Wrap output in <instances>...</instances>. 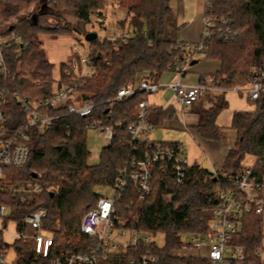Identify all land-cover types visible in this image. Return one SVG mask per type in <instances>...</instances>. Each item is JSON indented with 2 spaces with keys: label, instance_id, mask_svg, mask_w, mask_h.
Returning a JSON list of instances; mask_svg holds the SVG:
<instances>
[{
  "label": "trees",
  "instance_id": "1",
  "mask_svg": "<svg viewBox=\"0 0 264 264\" xmlns=\"http://www.w3.org/2000/svg\"><path fill=\"white\" fill-rule=\"evenodd\" d=\"M171 0H140L127 8L130 38L117 40V48L108 39L90 42L97 53L93 58L96 74L86 80L74 81L65 75V63L60 66V81L53 77L50 62L39 35L71 37L81 28L66 22L60 12H67L82 23V35L88 33L86 26L91 23L95 11L103 9V0H0V36L8 40L13 36L19 42H7L3 54L9 76H0V90L4 92L6 113L5 133L12 134L27 123L26 112L17 96L31 100H45L53 96L56 88L76 90L81 101L96 103L91 115L80 118L67 115L66 110L46 112L57 117L53 126L44 133L37 129L29 132V156L22 168H8L0 189V203L12 211L13 219L21 229L23 219L40 208L46 210L43 230L53 237V247L47 257L37 254L32 239L15 241L16 255L24 264H53L62 253L86 251L89 242L80 232L83 217L93 209L99 195L97 187H113L120 169L133 157H140L150 142H138L139 153L129 146L132 139L128 128L136 122L137 109L146 94L139 93L122 102H108L118 91L147 78L157 83L169 72L176 59L185 54V43L175 42L169 33L171 21ZM33 5L37 12L21 15ZM38 19L34 20V15ZM207 19L213 22L212 35H202V49L191 50L190 63L201 60H216L221 69L212 76L216 85L224 88L245 86L249 81L252 67L264 58V0H212L211 8L205 11ZM221 17L232 19L234 37L220 38ZM50 19L54 21H49ZM15 21H17L15 23ZM39 81L36 86L33 81ZM251 112H236L232 127L238 138L228 153L219 174L237 175L246 168L243 161L248 155L259 157L264 150V98L253 102ZM227 104L222 101L207 112L204 123L197 131L207 140H220L223 136L216 124L217 117ZM171 116L154 106L149 107L147 119L151 126H159ZM103 122L114 130L112 143L104 147L99 163L89 164L91 152L88 146L87 126ZM121 124L120 127H117ZM157 143V142H154ZM163 145L176 143L158 142ZM37 176L34 177L33 175ZM37 182L42 191L32 202L22 203L10 187L19 183ZM217 187H230L227 181L212 177V173L193 165L187 173L184 184L177 185L168 171L157 168L151 195L140 200L133 185L129 187L118 207L123 217L136 214L140 217L135 227L143 233L165 236V245L151 250L159 256V264H185L196 259L180 258L173 251L180 248L182 238L188 233H204L209 228L212 211L217 202L214 193ZM129 207V210H127ZM8 226L7 221L4 222ZM34 229H27V232ZM264 238L263 220L255 213L247 214L244 229L234 241L244 248V264H264L257 255ZM9 248V245H7ZM140 245L135 254L145 253ZM133 254V251H131ZM111 256L108 264L116 263ZM197 263L208 264L207 261Z\"/></svg>",
  "mask_w": 264,
  "mask_h": 264
},
{
  "label": "built area",
  "instance_id": "2",
  "mask_svg": "<svg viewBox=\"0 0 264 264\" xmlns=\"http://www.w3.org/2000/svg\"><path fill=\"white\" fill-rule=\"evenodd\" d=\"M206 10L211 8L212 0H205ZM17 21H15L16 23ZM219 24L224 28L219 30L220 38L229 39L237 33L231 28L232 19L221 17ZM213 22L205 16L204 37L212 35ZM130 38V30L127 29L122 34L108 39L117 48V40L126 42ZM104 39L101 40L103 43ZM7 42H19L14 36L4 40L0 36V76L5 78L10 72L6 66L3 54V46ZM185 54L178 58L175 64L169 68L170 72L179 76L176 82L161 85L148 80H140L138 83H131L121 88L117 95L108 102H122L134 97L136 94L146 95L157 94L161 87L170 89L182 109H188L194 104L205 99L210 93H238L246 95L252 102L264 98V58L262 62L251 68L249 81L245 86H235L224 88L216 85L214 81L202 82L197 85L184 84L181 78L187 72L193 59L191 50H201L203 44L185 43L182 45ZM73 58L65 65V75L74 81L86 80L96 74L93 58L97 53L96 48L88 49L87 54H83L81 46L75 44L72 47ZM60 79L57 81L59 82ZM33 84L40 85L35 80ZM22 109L26 112L27 123L12 134L5 133L6 113L4 107V92L0 90V189L5 178V170L8 168H22L29 156V132L37 129L38 133H44L53 126L57 117L47 114L46 110L65 109L67 115L86 118L93 112L96 103L93 101H81L76 90L66 88H56L53 96L45 100H31L28 97L17 96ZM149 105L146 100L139 103L137 109L136 122L129 126L131 135L129 146L139 153L138 142H150L147 149L141 152L140 157H133L119 170L116 183L113 187H97L95 193L99 195L96 206L91 209L82 219L80 232L88 239L89 245L86 251L62 253L53 264H108L113 256L117 262L113 264H159V256L155 254L151 247L157 246L152 236L138 230L140 217L136 214L123 217L118 204L133 185L139 195L140 200L147 199L153 191L155 171L160 168L169 171L173 181L177 185H182L187 179V173L192 166L183 146L163 145L149 140V136L154 132L155 127L148 123ZM118 124L117 127H120ZM95 132L104 138V147L111 145L114 130L110 126H104L103 122H95L87 126V134ZM256 158V157H255ZM212 177L227 181L230 187L215 191L214 197L217 202L212 211L209 228L204 233H188L182 238L180 248L173 251V255L185 258L196 259V261L185 264H201L197 261L205 260L208 264H244V248L237 244L234 239L244 229L245 217L247 214L255 213L258 216L264 215V150L256 158L251 166L244 169L237 175L227 176L219 174L218 168L212 171ZM13 194L20 197L22 203H30L31 199L42 191L41 184L37 182L22 183L9 188ZM111 191L112 194H108ZM8 207L0 203V264H24L17 255L12 262H7L9 248L4 241V234L7 233L8 226L5 225V218ZM129 210V207H127ZM46 217V210L40 208L36 212L30 213L23 219L21 229L11 234L13 240H28L35 242L37 254L47 257L53 247V237L40 231L43 230V220ZM27 229H34L35 235H30ZM155 236V235H154ZM118 238H124V243H119ZM141 246L146 247L145 253L135 254ZM133 251V254L131 253ZM180 251V253H175ZM257 255H261L257 251Z\"/></svg>",
  "mask_w": 264,
  "mask_h": 264
},
{
  "label": "rangeland",
  "instance_id": "3",
  "mask_svg": "<svg viewBox=\"0 0 264 264\" xmlns=\"http://www.w3.org/2000/svg\"><path fill=\"white\" fill-rule=\"evenodd\" d=\"M139 1L140 0H103V9L101 11H95L92 14L91 23L86 26L87 31L97 33L98 39L113 38L122 34L124 31L129 29L128 24L130 22V18L125 21L128 15L127 8L132 4L138 3ZM183 1L184 4L183 2L179 4L178 0H171L174 15L178 14L179 17L182 18V20H185V24L187 23V25H185V28L183 26L180 27L179 30L181 31V33L187 31L188 26L191 27L193 26V24L197 27V29L199 28L200 16L197 15V12L202 10L203 4H205L204 0ZM186 3L187 6H185ZM37 6L38 5H33L21 15H29L31 13L37 12ZM60 13L67 23L79 26L81 28V31H76L74 36L71 37H53L49 35H39L38 42L42 43L43 50L46 52L50 62L53 64V77L56 81L60 79L61 64L66 63L68 60H71V58H73V45L77 44L81 46L83 54H87L88 49L91 46V43L86 41L85 36L82 35L83 32H86V30L83 29V27L81 26L82 23L78 22L73 16H70L67 12ZM49 21L51 22L54 20L50 19ZM193 38L194 37H190L189 40ZM226 99L229 103V106L221 112L217 119V123L222 128H224L225 131L228 132L230 131L232 126V116L234 110L239 109L251 112L255 108L252 104H250V102H248L245 95H240L238 93H228L226 95ZM149 101L150 103H160L163 100L160 95L149 97ZM192 133L196 136L197 140H194L190 133L184 132L180 129L174 130L159 128L151 134V139L156 142L174 140L181 141L187 146V149L189 151V161L193 162L197 159L198 162H208L209 155L204 147L205 145L203 146V144L200 142L197 133ZM224 139L225 141L223 143L218 144L219 150H221V152L233 143L232 137L229 134L226 135V138L224 136ZM198 142H200L201 144L199 145ZM88 146L91 152V156L88 162L91 165H96L99 163L104 148V138L98 136L95 132H93L92 134L88 135ZM255 160L256 158L254 156L248 155L242 164L243 166L248 167L251 166ZM218 189L219 188L217 187L215 191H217ZM108 194H112V192L109 191ZM33 199L34 198L31 199V202L33 201ZM261 217L263 220L264 231V215ZM3 221H7L8 223L7 233L4 234V241L7 245H9L7 262H12L16 256V249L15 240L12 239L11 234L16 233L18 231V221L13 219L12 211L10 208L7 209L6 218ZM28 233L34 234L33 231H29ZM40 233L43 235L47 234L44 230L40 231ZM152 240L154 243L158 244V247L161 249L165 245V236L162 233L155 236L153 235ZM117 241L123 244L125 239L118 238ZM175 253H180V251H175ZM258 253L261 255L260 257L264 260V238L262 239L261 246L258 248Z\"/></svg>",
  "mask_w": 264,
  "mask_h": 264
},
{
  "label": "crops",
  "instance_id": "4",
  "mask_svg": "<svg viewBox=\"0 0 264 264\" xmlns=\"http://www.w3.org/2000/svg\"><path fill=\"white\" fill-rule=\"evenodd\" d=\"M178 1H179V4H181L182 2L184 4L183 0H178ZM204 2H205V0H204ZM185 6H187V3ZM170 7H171V11H172L171 21H170V26H169V33L171 35V38L177 43H198V42H200L202 35H203V31H204V18H205L206 5L203 4L202 10L197 12V15L200 16L199 28L197 29V27L193 24V26H191V27L188 26L187 31H185L184 33L183 32L181 33V31L179 29L182 26L185 28V25H187V23L185 24V20H182V18H180L178 14L174 15L171 1H170ZM191 20H193V19H191ZM190 37H194V38L189 40ZM220 69H221V63L219 61H216V60L196 61L195 64H191L189 66L187 72L181 78V81L184 84H189V85H195V84H199L202 82L207 83L209 81H213L212 76L214 74H216ZM142 79L147 80L146 77L142 78ZM179 79L180 78L178 75L169 71V72H165L160 77V79L157 83H159L161 85H165L167 83L176 82ZM227 94L228 93H219V92L210 93L202 101H200V102L194 104L192 107L184 110L177 103L173 92L165 86L161 87L157 94L147 95L146 101H147L149 107L154 106V107L166 110V111H170L171 116L169 119L165 120L161 125L155 126L154 132L159 128L174 129V130L180 129L184 132L190 133L192 135V137L194 138V140H197V139H196V136L192 132L197 133V136H199L200 142L203 144V146L205 145L204 147L208 152V155H209L208 162H206V161L198 162L196 159L193 162L190 161V163L192 166L196 165L200 169H204V170H207V171L212 173V171L215 168H220L224 164L228 153L235 146V143H236L237 138H238V134H237V131L232 126H231L230 131H228V132L225 131L224 128H222L216 121V124L219 127L220 133L223 136V138L220 140H207V139H204L199 134V132L197 131V127H198V125L205 122L207 112L209 110H211L212 108H214L218 103L224 101L227 104L226 108L229 106V103L226 99ZM160 95H161V98L163 101H161L160 103H158V102L157 103L156 102L150 103L149 97L160 96ZM246 98H247L248 102H250V104L253 105V102L250 101L247 96H246ZM221 112H220V114H221ZM236 112H247V111L237 109V110H234L233 115ZM219 115H218V117H219ZM218 117H217V119H218ZM232 118H233V116H232ZM227 134H229L232 137L233 143L231 145H229L226 149H224V151L221 152V150H219L218 144L223 143L225 141L224 136L226 138ZM148 139L153 141L151 139V135ZM154 142H156V141H154ZM159 142L179 144L185 148L187 156H188L189 151L187 149V146L185 144H183L181 141L174 140V141H159ZM200 142H198L199 145L201 144Z\"/></svg>",
  "mask_w": 264,
  "mask_h": 264
},
{
  "label": "water",
  "instance_id": "5",
  "mask_svg": "<svg viewBox=\"0 0 264 264\" xmlns=\"http://www.w3.org/2000/svg\"><path fill=\"white\" fill-rule=\"evenodd\" d=\"M34 20H37L38 19V14L34 15ZM98 38V35L97 33H88L86 36H85V40L88 41V42H92V41H95L96 39ZM196 62V61H195ZM195 62L193 64H195ZM34 177H36L37 175L34 174L33 175Z\"/></svg>",
  "mask_w": 264,
  "mask_h": 264
}]
</instances>
